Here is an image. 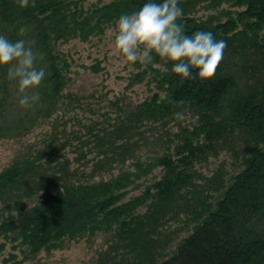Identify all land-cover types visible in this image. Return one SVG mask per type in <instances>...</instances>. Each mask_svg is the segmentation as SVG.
Wrapping results in <instances>:
<instances>
[{
	"label": "trees",
	"instance_id": "trees-1",
	"mask_svg": "<svg viewBox=\"0 0 264 264\" xmlns=\"http://www.w3.org/2000/svg\"><path fill=\"white\" fill-rule=\"evenodd\" d=\"M35 2L21 9L0 0V35L25 40L46 71L28 93L39 99L25 108L18 81L0 67V139L53 120L44 148L0 172V264L16 257L6 256L9 244L21 263L96 236L106 245L96 264H264V0H179L184 33L226 40L224 58L213 78L182 83L155 53L152 63L138 60L128 87L150 88L138 102L65 92L70 62L57 45L102 36L149 0ZM90 67L103 69L100 61ZM74 120L79 129H69ZM230 143L233 170L225 160L205 174L200 166ZM181 217L192 228L170 253L179 234L167 225Z\"/></svg>",
	"mask_w": 264,
	"mask_h": 264
},
{
	"label": "clouds",
	"instance_id": "clouds-1",
	"mask_svg": "<svg viewBox=\"0 0 264 264\" xmlns=\"http://www.w3.org/2000/svg\"><path fill=\"white\" fill-rule=\"evenodd\" d=\"M19 8L35 7V0H15ZM179 0H149L131 14H122L116 24L114 46L127 62L138 59L152 63L153 53L166 62H172V71L184 79L199 78L201 82L213 78L224 58L226 40H217L210 31L184 33L177 20L183 15ZM37 56L23 39L9 40L0 35V67L8 66V79L18 81L19 103L25 108L39 99L37 94L28 95L46 76L44 68L36 67ZM193 70H197L193 75ZM183 105V100L178 102ZM178 120L183 112H176Z\"/></svg>",
	"mask_w": 264,
	"mask_h": 264
},
{
	"label": "rangeland",
	"instance_id": "rangeland-1",
	"mask_svg": "<svg viewBox=\"0 0 264 264\" xmlns=\"http://www.w3.org/2000/svg\"><path fill=\"white\" fill-rule=\"evenodd\" d=\"M88 1L89 3H92L99 0ZM101 1L105 2L109 0ZM116 32L117 28L115 26L107 29L106 33L102 36L93 37L89 41H83L75 38L67 42H60L57 45V49L61 55L68 58L70 62L69 75H71L72 79L69 80L65 92L76 88H84L85 90L83 94L86 95L91 93L93 90H95V95L99 96L106 94L109 98L113 96L121 97L122 94H125L127 99L133 100V102H138L149 94L150 88L145 82L128 87L130 77L140 70V67L136 63L139 59L135 62H127L122 55L117 52L114 46ZM98 61L101 62L103 69L98 72H94L90 66ZM85 99L86 98L83 100L85 101ZM103 106L105 105H101V107ZM75 113L76 109L74 111H70L68 115L72 114L73 116ZM80 114L82 115V110H80ZM85 114L89 116L88 111H85ZM189 120L190 118L183 119L185 123ZM52 123L53 120L50 119L37 126L31 132L20 137L1 138L0 172L11 165L16 158L27 154L30 148L33 151L37 148H44L45 144L43 142L46 139V135L44 133L52 129ZM68 127L69 129H79L80 126L78 122L74 120L69 123ZM74 143L77 144L78 141L75 140ZM236 146L237 145L235 143L231 144L227 149H223L221 151L222 153L218 156H211L208 163L206 162L200 166L201 170L205 172V174H212L219 166L225 164V160H228L226 169L232 171L236 165L235 162L237 159L233 156V153L235 152L229 148ZM66 150L71 151L72 149L68 146ZM72 156L74 157L75 155L72 154ZM140 156L143 157V155ZM46 157H49V155ZM159 173L160 168H157L149 175V179L159 176ZM142 182H146L145 178ZM191 224L186 225L185 218L181 217L177 220L171 221V223L167 225L168 231L175 232L174 235L176 237L177 234H179L174 243L168 249L170 253L177 241L190 233L192 228ZM103 247H106V245L103 242L102 236H96L93 238L86 237L68 242L65 247L61 249L51 252L42 251L34 258L21 263H16L21 261L24 256L19 249H13L12 244H9V247L6 250V256L9 257L12 252L16 254V257L12 259L10 258L7 264H96L98 252L103 249Z\"/></svg>",
	"mask_w": 264,
	"mask_h": 264
}]
</instances>
